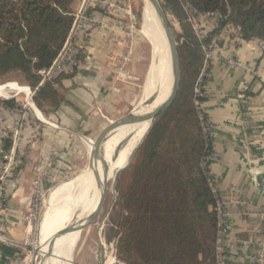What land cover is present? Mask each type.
<instances>
[{
    "label": "crops",
    "instance_id": "crops-1",
    "mask_svg": "<svg viewBox=\"0 0 264 264\" xmlns=\"http://www.w3.org/2000/svg\"><path fill=\"white\" fill-rule=\"evenodd\" d=\"M81 3L82 0H73L72 12L77 11ZM95 15L112 20L113 31L94 28L85 51L79 55V69L51 79L52 87L63 96L59 106L41 109L32 96L39 116L52 125L39 122L41 134L31 147L24 141L26 154L10 178L6 224L0 231L9 237L12 244L0 245V264L26 263L30 244L36 242L38 236L46 198L51 191L44 210L48 216L50 205L54 201L58 204L61 194H65L69 187L70 179L52 189L74 135L94 131L92 129L104 119L105 114L109 115L114 109L119 112L132 105L140 78L145 75L142 88L147 80L151 53L148 67L142 68L145 47L138 34L134 30L129 32L125 21L120 18ZM198 20L204 35L216 28L212 15H200ZM141 34L148 42L143 30ZM211 39H214V46L204 80V98L200 103L203 112L213 122L212 149L217 156L210 161L209 172L223 198H246L252 202L248 208L253 210L264 206V52L255 39L244 40L239 33H226L221 29ZM148 44L151 51V43ZM140 93L141 90L137 99ZM13 98L17 104L19 101ZM35 116L32 109H25L23 134L27 138L34 132L32 118ZM12 121V117L3 120L5 125ZM111 136L108 140L112 139ZM82 141L85 140L80 141V146ZM35 166H39L42 173H36L33 170ZM37 195L38 211L33 223L28 218ZM228 208L232 209V205L228 204ZM230 223L228 238L234 241L229 252L230 264H254L250 254L256 248L250 242L255 237L252 228L257 223L256 216L244 219L231 216ZM36 252L37 249L30 264H33Z\"/></svg>",
    "mask_w": 264,
    "mask_h": 264
},
{
    "label": "trees",
    "instance_id": "trees-1",
    "mask_svg": "<svg viewBox=\"0 0 264 264\" xmlns=\"http://www.w3.org/2000/svg\"><path fill=\"white\" fill-rule=\"evenodd\" d=\"M72 1L0 0V77L20 72L36 88L33 100L41 109L56 108L63 100L51 80L39 85L38 71L51 65L63 45L73 19ZM160 1L185 40L177 46L180 93L170 112L165 109L153 121L119 188L111 227L116 255L131 264H214L215 197L207 180L209 164H202L211 144L194 103L202 44L228 23L239 28L244 40L264 41V0ZM213 13L222 19L200 39L189 18ZM169 25L177 40L181 34ZM1 105L14 107L16 102L0 98Z\"/></svg>",
    "mask_w": 264,
    "mask_h": 264
},
{
    "label": "built area",
    "instance_id": "built-area-1",
    "mask_svg": "<svg viewBox=\"0 0 264 264\" xmlns=\"http://www.w3.org/2000/svg\"><path fill=\"white\" fill-rule=\"evenodd\" d=\"M132 5L133 0H82L79 9L75 12H72V23L60 51L48 68L38 71V74L42 78L40 85L47 80L57 77L59 74H70L79 69V55L85 51L89 35L94 28L100 27L102 29L113 31V21L110 19H101L100 17L96 16L95 13L104 14L108 17L113 16L124 20L126 29L129 32H132L134 30L132 21L135 18L132 12ZM211 15L214 17L216 24L222 19V16L218 13H213ZM189 20L192 24L195 34L200 39L204 38L205 35L202 32L200 21L193 17H190ZM222 31H226V33L234 32L240 34L239 28L231 23L224 25ZM219 36H221V34ZM254 39L259 43L261 49L264 52V41L257 38ZM109 40L111 41V39ZM213 46L214 39L202 44V50L204 54L203 64L194 87V93L196 96L194 103L197 110V117L199 119L205 141L208 144H211V148L208 150V154L202 162L203 165H206V163L209 164L210 161L217 156L212 149L211 129L213 128V122L201 109V99H199L204 95V80L206 71L208 69L209 60L212 57ZM228 62L235 64V62L230 60ZM26 88L27 93H22L25 95L24 103L18 102L14 107H8L5 105L0 106V230H2L6 224L5 213L10 178L15 173V171L18 170L20 165L19 161L26 154L27 145L25 142H27L31 147L37 137L41 134L39 122L42 121L52 125L49 121L43 119L37 113V107L32 100L35 90L31 89L28 85ZM15 95L17 94L3 99L13 98ZM25 109H32L36 115V119H34L35 117L32 118V124L35 128L34 132L28 138L23 134V117ZM7 117H12L13 119L10 125H5L3 122V120ZM33 170L36 173H42L39 166H35ZM207 180L215 197V211L217 215V227L214 241V264H230L229 252L232 250L234 242L228 238V233L231 226V216L244 219L251 215L256 216L257 223L252 228V231L255 233V237L250 242L256 248V250L250 254V259L254 262V264H264V206L256 207L255 209L251 210L248 207L252 206V202L246 198L232 197L231 199L226 200L219 192L216 181L210 172L208 173ZM39 195H37L36 202L30 209L28 218V220L32 221L33 223H35L37 217V200H39ZM228 204L232 205V209L228 208ZM2 244L11 245L12 241L5 235L4 232L0 231V245ZM98 264L131 263L120 259L116 256V254L111 252L110 255L105 256L104 259Z\"/></svg>",
    "mask_w": 264,
    "mask_h": 264
},
{
    "label": "rangeland",
    "instance_id": "rangeland-1",
    "mask_svg": "<svg viewBox=\"0 0 264 264\" xmlns=\"http://www.w3.org/2000/svg\"><path fill=\"white\" fill-rule=\"evenodd\" d=\"M132 12L135 17L132 21L133 27H134V33L138 34L137 36L141 38L142 43L145 47L144 48L145 56H144V59L142 58V62H141L142 68H145L146 66L148 67L150 63L151 51H150V45L148 44L150 42H149V38L147 34V31L150 29V26H149V23L146 17V13L144 10V5H143L142 0H133ZM167 17L172 25L173 30L181 34V36L177 38L178 41L176 40L177 44L184 42L185 40H184V37L182 36V30L180 28L178 21L169 13H167ZM141 30H143V33L146 39L148 40V42L145 40V38L141 34ZM144 77L145 75L140 78L138 85L136 86V91H135L136 99H137V95L139 94L140 90L142 92V86H143L142 82L144 80ZM9 82H16L17 84L27 86V84L24 81V77L20 72H12L5 76L0 77V85H5ZM169 90H170V85L166 87L165 93L163 97L160 99V104L163 102ZM9 95L12 96L14 95V93H9ZM140 96H141V93L137 100L133 99L132 105L122 108V110H120L119 112L114 109V110H111L110 113H108L109 115L105 114L104 116L106 118L104 117V119H102L98 123L96 128L92 129L94 131L90 132L91 131L90 130V131L81 132V134L78 136L74 135V139L72 140V142H70L69 149L65 155V158L63 159L64 161L63 162L61 161L60 163V168L57 171V178L55 181V186L52 189H54L57 185H59L60 183L66 180L70 179V181H73L77 176L85 172L88 168H86L83 172H80L78 175L73 177L76 173L80 171L81 168L85 167V165L87 164L91 156V155L89 156V153L91 154V151H95L100 145H102L103 147L104 155L110 151V149L113 146V142L116 140L120 127L119 128L113 127L111 129L109 128L108 130L107 128L111 127L120 117L130 112H133L135 104L138 102ZM168 96L166 97L163 103L167 102ZM15 99H17L20 103H24L25 95L17 94L15 95ZM161 113L157 114L154 117V119L151 121V123L148 126L149 128L152 125L153 121ZM122 132H124V128L122 129ZM111 134L112 136L110 138L112 139L108 140ZM82 139H84L85 141H82V144L80 146V141ZM107 140H108V143L106 144ZM134 152L135 150L133 148L130 151V153H128V155L132 157ZM75 156H76V159L74 160ZM131 157H129L128 161L125 162V164L122 166L121 168L122 170H120L117 173V176L115 179H113V172L115 169L113 168L112 171L109 173L105 182H103L101 186H98V188L93 193L91 201L89 202V209L86 211V213H83L84 212L83 210L77 211L76 213L77 217L74 222V232H70L67 234L66 251L64 254V259L62 262H60V264H70V262L72 261L70 253L74 245L78 247L76 249V252L73 258L75 264H98L104 259L105 256L110 255L111 252L116 254V237L114 236V230L112 229L113 228L112 227L113 218H116L114 216L115 215L114 203L117 199L119 188L124 182L125 173L127 171V168L131 165V163L134 160V159H131ZM130 159L132 161H130ZM67 188L68 189L66 190L68 191L70 188L69 187ZM50 194H51V191L44 202L41 216L45 210L46 203L49 201ZM63 194L64 192L61 194L58 202L62 199L61 197ZM74 207H76V205L72 207L69 213H72L74 211L75 209ZM55 209H53L52 212H54ZM49 217H50V214L48 215V218ZM41 218L42 217H40V219ZM49 219H48V223L50 226ZM55 229H56V226H55ZM38 237H39V230H38V236L36 237V241ZM54 237H55V231L53 234V239ZM102 241L104 242V247H105V252L103 256H101L102 252H101V247L99 246L100 242ZM35 249H36V242L32 241L30 244L29 256L27 257L25 264H30V260L32 256L35 254ZM33 260H34L33 264H41L42 262V259L37 254Z\"/></svg>",
    "mask_w": 264,
    "mask_h": 264
},
{
    "label": "bare ground",
    "instance_id": "bare-ground-1",
    "mask_svg": "<svg viewBox=\"0 0 264 264\" xmlns=\"http://www.w3.org/2000/svg\"><path fill=\"white\" fill-rule=\"evenodd\" d=\"M149 5L148 0H146L144 10L150 26L147 34L152 46L151 64L148 76L146 77L147 80L142 88L141 96L135 104L133 111V114L137 115L139 119L134 122H128L120 128L118 127L119 132L110 151L105 154L102 159L93 160L90 167H88L85 172L77 176L73 181L67 183L70 189L65 193L58 204L54 201L50 205V226L46 212L42 214L38 227L39 237L36 241V254L42 259L41 264H60V262L63 261L68 234L66 233V229L68 225L74 224L77 211L83 210V213H86L89 209V202L98 186H101V184L105 182L113 168H115L113 179L116 178L117 173L122 170V166L128 161L129 157H131L128 153L135 148L138 140L147 133L151 121L157 114L165 110L162 109L166 102L160 105V99L163 97L166 87L170 85L169 60L162 33L160 35L154 26V21L156 22V20L153 18L154 13ZM9 93L26 94L27 88L16 82L0 85L1 98L9 97ZM37 113L39 115L38 111ZM140 117L142 118L140 119ZM116 126L117 121L111 127H108L107 130L113 127L116 128ZM123 128L124 132H122ZM133 134V139H130ZM93 152L94 151H91V154H93ZM91 154L89 153V156ZM134 154L135 152L131 159H133ZM131 159L130 161H132ZM74 205H76V207H74V211L69 215V211ZM53 209H55L54 212H52ZM54 231L55 237L53 239ZM99 246L101 247V256H103L105 252L104 242H100ZM52 254L55 255L56 258H53V256L51 257Z\"/></svg>",
    "mask_w": 264,
    "mask_h": 264
},
{
    "label": "water",
    "instance_id": "water-1",
    "mask_svg": "<svg viewBox=\"0 0 264 264\" xmlns=\"http://www.w3.org/2000/svg\"><path fill=\"white\" fill-rule=\"evenodd\" d=\"M143 1V5L145 4L146 0H142ZM149 2V6L151 8V10L153 11L154 15L153 18L154 20H156V22L154 21V26L157 29L158 33H162L163 39H164V43L166 45L167 48V54H168V65H169V81H170V93L167 99L166 104L163 106V109H166V112H170V110L173 108L174 104L176 103L179 93H180V87H181V71H180V61H179V55H178V50H177V41L173 35V32L170 28L169 25V21L167 18V15L165 14L161 3L159 0H148ZM167 113V114H168ZM142 117H140L141 119ZM137 119H139V117L137 115H134L133 112H130L122 117H120L119 119H117V126L121 127L126 125L128 122H134ZM149 132H147L146 134H144L137 142V144L135 145V154L136 152L139 150V148L141 147V145L143 144V142L145 141L147 135ZM134 134L130 137V139H133ZM135 139V138H134ZM134 154V156H135ZM103 147L102 145H100L92 154V156L89 158L87 164L85 165L84 168H81L80 171L78 173H76L73 177H75L76 175H78L80 172H83L86 168L90 167L91 162L94 160H99L102 159L103 157ZM134 159V157H133ZM72 177V178H73ZM70 205V204H69ZM70 215V213H69ZM70 232H74V224H70L67 226L66 229V233H70ZM76 252V245H74L72 247L71 250V262L70 264H75L73 257L74 254ZM53 257H55V255H52Z\"/></svg>",
    "mask_w": 264,
    "mask_h": 264
}]
</instances>
